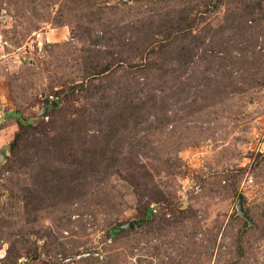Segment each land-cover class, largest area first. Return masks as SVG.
<instances>
[{
	"label": "rangeland",
	"instance_id": "374dc122",
	"mask_svg": "<svg viewBox=\"0 0 264 264\" xmlns=\"http://www.w3.org/2000/svg\"><path fill=\"white\" fill-rule=\"evenodd\" d=\"M263 11L0 0V264H264Z\"/></svg>",
	"mask_w": 264,
	"mask_h": 264
},
{
	"label": "water",
	"instance_id": "95a60500",
	"mask_svg": "<svg viewBox=\"0 0 264 264\" xmlns=\"http://www.w3.org/2000/svg\"><path fill=\"white\" fill-rule=\"evenodd\" d=\"M237 206H238L239 213H240L242 216L246 217V213H245V211H244V209H243V196H242V195L239 196V198H238ZM133 227H134L133 224L125 225V226H120V227L118 228V230H125V229H130V228H133Z\"/></svg>",
	"mask_w": 264,
	"mask_h": 264
},
{
	"label": "trees",
	"instance_id": "16d2710c",
	"mask_svg": "<svg viewBox=\"0 0 264 264\" xmlns=\"http://www.w3.org/2000/svg\"><path fill=\"white\" fill-rule=\"evenodd\" d=\"M19 124H20V129H22L23 128V122L19 121ZM18 136H19V134L16 137H18Z\"/></svg>",
	"mask_w": 264,
	"mask_h": 264
},
{
	"label": "crops",
	"instance_id": "0c3cea01",
	"mask_svg": "<svg viewBox=\"0 0 264 264\" xmlns=\"http://www.w3.org/2000/svg\"><path fill=\"white\" fill-rule=\"evenodd\" d=\"M263 12H264V11H263ZM0 157H2V156H1V151H0Z\"/></svg>",
	"mask_w": 264,
	"mask_h": 264
}]
</instances>
